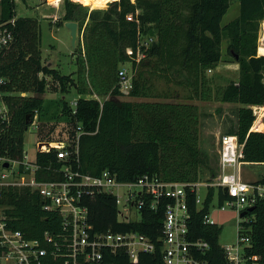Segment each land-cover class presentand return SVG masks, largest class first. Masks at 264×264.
<instances>
[{
	"label": "trees",
	"instance_id": "1",
	"mask_svg": "<svg viewBox=\"0 0 264 264\" xmlns=\"http://www.w3.org/2000/svg\"><path fill=\"white\" fill-rule=\"evenodd\" d=\"M238 1L239 16L222 26L231 0H113L105 9L92 10L79 1L63 0L60 23L78 22V49L83 56L77 60L74 73L61 74L43 62L39 19L17 16L16 0H0L1 20L15 18L14 39L0 61V75L8 79L3 90L11 112L10 126L0 141V155L12 160L23 157L25 133L36 112H42L49 88L47 77H51L62 91L74 86L79 93L75 112L62 100V115L69 117L64 132L78 142L80 169L86 173L96 176L109 170L122 181L150 174L167 182L195 184L206 166L216 177L211 156L200 143V108L193 102L214 96L221 102L238 104L236 124L225 134L237 136L243 148L242 161L263 164L264 130L253 129V106H264V50L258 53L264 0ZM149 37L154 40L142 45V40ZM224 40L227 54L239 64V78L217 86L214 92L206 73L221 62ZM141 53H145L142 58ZM124 63H130L132 70V87L127 93L121 89L118 75ZM159 79L181 88L185 92L183 100H171L176 94L169 85L159 89ZM87 94H96L101 100ZM125 95L145 100L120 99ZM151 98L154 100H148ZM55 129L54 124L40 120L39 141L64 140L55 135ZM56 151L37 153L39 179L63 178V162ZM255 182L264 184V178ZM187 190L192 237L209 242L205 257L213 264H229L219 244L221 226L205 220L216 192L221 204L230 195L222 187L210 186L198 206L196 192L190 187ZM85 194L94 230H135L157 244L155 253H141L137 261L123 249L108 250L104 264H166L158 237L168 200L160 202L155 210L144 206L140 221L122 222L113 195L96 189ZM0 204L9 208L13 227L27 238L42 239L46 234L58 238L63 231L59 212L47 209L41 195L28 187L3 190ZM245 217L249 221L243 224L252 240L246 255L258 256L247 264H264V199ZM45 260L47 264H61L64 258L48 254Z\"/></svg>",
	"mask_w": 264,
	"mask_h": 264
},
{
	"label": "built area",
	"instance_id": "2",
	"mask_svg": "<svg viewBox=\"0 0 264 264\" xmlns=\"http://www.w3.org/2000/svg\"><path fill=\"white\" fill-rule=\"evenodd\" d=\"M15 18L3 21L0 18V61L2 53L14 39L12 26ZM154 39H143L141 44L148 46ZM145 53L140 54V58ZM209 69L207 72H211ZM119 83L124 93L132 87V77L126 68L119 70ZM7 78L0 75V141L7 133L11 123V112L6 101L7 92L3 86ZM27 93H23L26 95ZM74 112L77 99L71 102ZM253 106V110H254ZM255 113V111H254ZM36 112L31 125L39 124ZM76 139L79 138V135ZM68 138V136L66 137ZM70 141H38V152H49L56 149L58 158L63 162L60 180L39 179L37 173L40 165L35 161L21 159L12 160L0 155V196L9 187H28L37 191L45 201L47 209H55L62 217L63 231L58 238L46 234L42 239L27 238L23 232L13 227L8 207L0 204V264H47L45 257L61 256V264H104V255L108 250L123 249L129 258L137 261L141 253H155L157 244L147 234L135 231H97L89 220V208L84 201L85 192L96 189L98 192L115 197L118 218L122 222L140 221L144 206L156 209L163 200L169 202L165 206V217L162 233L158 237L160 252L166 264H213L205 257L210 244L205 239H194L190 227V193L187 187L196 192V204H203L209 186L228 188V203L238 209L240 214L257 202L264 199V184L247 182L241 175L242 145L236 135L224 134L220 142V174L215 182L207 183L206 195H198V183L167 182L159 176L145 174L134 181H122L109 170L99 175H91L80 169L78 142ZM73 141L75 145L73 146ZM77 141V140H76ZM37 152V153H38ZM8 162L9 166L5 167ZM221 204V208L224 207ZM135 213L139 214L134 215ZM205 221H209L207 217ZM249 218L240 216L239 228L247 229L243 222ZM242 222V223H241ZM252 240L248 234L239 235L236 243L223 247L229 264H247V260H257L258 256H247L246 247ZM50 262V261H49ZM256 264V263H252Z\"/></svg>",
	"mask_w": 264,
	"mask_h": 264
},
{
	"label": "rangeland",
	"instance_id": "3",
	"mask_svg": "<svg viewBox=\"0 0 264 264\" xmlns=\"http://www.w3.org/2000/svg\"><path fill=\"white\" fill-rule=\"evenodd\" d=\"M50 1V0H49ZM16 0V13L17 16L25 17H37L40 21L41 31V50L43 62L52 63L51 65L60 70L61 74H71L77 70V60L82 58L78 49L79 35L76 47L72 44L71 30L64 24L60 23V17L63 15V0ZM109 0L104 3L103 6H89L90 9H105L108 7ZM45 5L42 10H38L37 6ZM240 5L238 0H231V5L228 11L222 18L221 25L224 26L231 20L239 16ZM50 14L52 17H43V14ZM54 15H57L54 17ZM226 40L222 44V60L219 65L211 72H207L208 78L212 79V85L214 92L217 86H225L230 80H238L239 78V64L233 58V56L226 52ZM77 48V49H76ZM261 49L264 50V20L261 22L260 28V41L258 53L262 54ZM121 68H126L129 75H131V64L124 63ZM49 82V88L44 97V104L42 112L39 113V120L47 123L48 125H55V135L57 137H63L64 140L70 141L66 138L64 132V126L69 117L63 116V99L69 102L76 100L79 97V93L74 86H70L66 91H62L57 81H54L51 77H47ZM159 89L165 88L169 84H166L164 80L159 79L157 81ZM57 86L58 90H53V87ZM172 92L176 95L171 100L180 101L183 100L182 96L185 93L181 88L175 85H169ZM87 97L101 98L96 94H87ZM122 100H145V98H131L128 95L120 97ZM154 100V99H148ZM156 100V99H155ZM200 108V143L202 148L207 150L211 156V167L216 171V177L220 174V142L222 136L226 133L227 129L236 124V111L238 104L225 103L212 97L210 100H194ZM73 106L72 104H70ZM256 114V120L253 125V129L257 130V124L262 122L264 124V106L254 107ZM38 125L35 127L30 125L28 131L25 133L24 140V153L25 160L35 161L38 149L36 147L39 141L37 135ZM264 130V129H263ZM241 174L245 181L255 182L258 179L264 178V163H242ZM211 175V169L208 167H202L201 180L199 182L197 192L198 195L203 198L207 192V183L215 182V178ZM210 187V186H209ZM224 207L221 208L220 200L217 196V192L213 197V200L209 208V222L217 223L221 226L222 231L219 236V244L226 246L228 244L236 243L239 235H245L249 233V229L239 228L240 212L238 209L228 203L224 202ZM134 215H138L135 213Z\"/></svg>",
	"mask_w": 264,
	"mask_h": 264
},
{
	"label": "water",
	"instance_id": "4",
	"mask_svg": "<svg viewBox=\"0 0 264 264\" xmlns=\"http://www.w3.org/2000/svg\"><path fill=\"white\" fill-rule=\"evenodd\" d=\"M65 25L71 30L72 44H73V46L76 47L77 40H78V35H79V32H78L79 31L78 30V22H76V21H66L65 22ZM8 166H9V163L6 162L5 163V167H8ZM224 192L227 194V192H228V188L227 187L224 188ZM254 208H255V206L249 207L247 210H244L240 214V216L241 217L245 216L248 212L253 211Z\"/></svg>",
	"mask_w": 264,
	"mask_h": 264
},
{
	"label": "bare ground",
	"instance_id": "5",
	"mask_svg": "<svg viewBox=\"0 0 264 264\" xmlns=\"http://www.w3.org/2000/svg\"><path fill=\"white\" fill-rule=\"evenodd\" d=\"M79 1L83 4L89 5V6H103L105 2L109 0H75ZM264 129V124L262 122H259L257 124V130H263Z\"/></svg>",
	"mask_w": 264,
	"mask_h": 264
},
{
	"label": "crops",
	"instance_id": "6",
	"mask_svg": "<svg viewBox=\"0 0 264 264\" xmlns=\"http://www.w3.org/2000/svg\"><path fill=\"white\" fill-rule=\"evenodd\" d=\"M49 1V0H48ZM49 2H52L51 0L49 1ZM44 7H46V8H48L49 6H45V5H39V6H37V9L38 10H42V9H44ZM43 17H46V18H50V17H52L49 13L48 14H43L42 15ZM57 15H54V17H56ZM222 54H223V51H222ZM47 63V62H46ZM47 64H49V65H51L52 63H47ZM52 66V65H51ZM67 102H69V101H67ZM73 102V101H72ZM69 104H71V102H69ZM242 175V174H241ZM243 177V176H242ZM244 179V178H243Z\"/></svg>",
	"mask_w": 264,
	"mask_h": 264
}]
</instances>
